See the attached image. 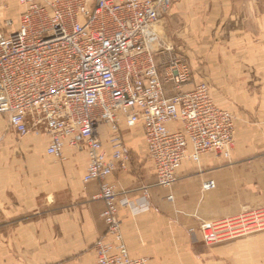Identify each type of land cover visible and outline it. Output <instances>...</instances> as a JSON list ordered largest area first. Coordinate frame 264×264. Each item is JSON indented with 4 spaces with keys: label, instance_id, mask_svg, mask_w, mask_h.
I'll return each mask as SVG.
<instances>
[{
    "label": "built area",
    "instance_id": "2783aa9c",
    "mask_svg": "<svg viewBox=\"0 0 264 264\" xmlns=\"http://www.w3.org/2000/svg\"><path fill=\"white\" fill-rule=\"evenodd\" d=\"M17 3L16 28L11 19L0 25L6 128L19 139L45 136V153L56 162L67 161L66 148L84 154L82 184L97 182L104 205L106 229L93 244L96 264H147L126 247L117 214L132 204L109 181L130 171L122 126L140 127L154 186L170 189L185 161L198 165L205 154L230 159L236 117L215 105L206 83L193 82L188 61L162 37L174 0ZM213 187L212 181L203 185ZM261 232L264 207L188 229L207 246Z\"/></svg>",
    "mask_w": 264,
    "mask_h": 264
},
{
    "label": "crops",
    "instance_id": "0c3cea01",
    "mask_svg": "<svg viewBox=\"0 0 264 264\" xmlns=\"http://www.w3.org/2000/svg\"><path fill=\"white\" fill-rule=\"evenodd\" d=\"M161 34L188 61L193 82L206 83L215 105L236 117L234 147L228 161L208 154L198 165L185 161L177 181L162 189L145 162L140 127L122 126L130 171L109 181L132 204L117 214L126 247L147 264H264V232L210 246L188 233L264 207V0H174ZM4 123L0 118V264H96L104 205L97 182L82 184L86 156L66 148L58 168L45 153V136L17 143ZM210 181L214 187L203 189Z\"/></svg>",
    "mask_w": 264,
    "mask_h": 264
},
{
    "label": "rangeland",
    "instance_id": "374dc122",
    "mask_svg": "<svg viewBox=\"0 0 264 264\" xmlns=\"http://www.w3.org/2000/svg\"><path fill=\"white\" fill-rule=\"evenodd\" d=\"M17 0H0V25L2 24V22L5 19H12L13 21H15L18 16H19V8L17 7ZM176 1V0H175ZM0 118H3L4 120V124H5V132L6 134H11L10 131H8L6 129V117L0 115ZM123 135V134H122ZM32 135H29L27 137H31ZM12 137H14V139L16 140L17 143H22V140L26 139L27 137L23 138V139H19L17 138L15 135H12ZM34 137V136H32ZM41 137V136H40ZM128 149V148H127ZM76 154V153H75ZM78 155V154H77ZM67 157V156H66ZM51 158V157H50ZM68 160V159H67ZM51 161L53 162V164L58 167V168H62L64 166L65 163H59L56 162L54 159L51 158Z\"/></svg>",
    "mask_w": 264,
    "mask_h": 264
}]
</instances>
